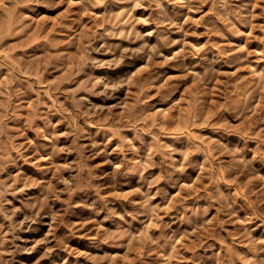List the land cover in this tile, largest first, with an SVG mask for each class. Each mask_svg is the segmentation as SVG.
Instances as JSON below:
<instances>
[{"label":"rangeland","instance_id":"374dc122","mask_svg":"<svg viewBox=\"0 0 264 264\" xmlns=\"http://www.w3.org/2000/svg\"><path fill=\"white\" fill-rule=\"evenodd\" d=\"M0 264H264V0H0Z\"/></svg>","mask_w":264,"mask_h":264}]
</instances>
